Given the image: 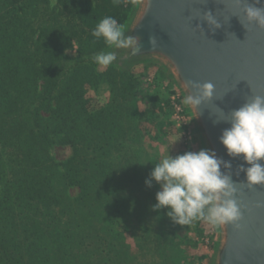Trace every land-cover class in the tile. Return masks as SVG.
I'll return each instance as SVG.
<instances>
[{"label": "trees", "instance_id": "16d2710c", "mask_svg": "<svg viewBox=\"0 0 264 264\" xmlns=\"http://www.w3.org/2000/svg\"><path fill=\"white\" fill-rule=\"evenodd\" d=\"M122 1L57 0L50 7L48 0H0V264H133L150 251L143 235L135 236L136 253L129 251L125 232L129 223L143 229L145 190L111 156L126 133L120 108L136 78L119 70L122 89L107 107L91 109L94 65L79 60L60 70L73 42L80 57L104 48L91 32L105 16L122 17ZM38 98L42 104L30 111ZM55 142L73 147L63 162L49 154ZM71 185L80 188L74 198L66 195ZM160 211L161 223L178 225Z\"/></svg>", "mask_w": 264, "mask_h": 264}, {"label": "water", "instance_id": "95a60500", "mask_svg": "<svg viewBox=\"0 0 264 264\" xmlns=\"http://www.w3.org/2000/svg\"><path fill=\"white\" fill-rule=\"evenodd\" d=\"M264 7V0H140L126 34L137 38L139 52L121 49L120 61L128 65L152 59L172 74L184 95L188 81L213 84V95L198 106L189 105L205 149L230 163L221 165L237 186L241 218L221 224L214 264H264V185L249 186L240 165L221 144L230 112L254 95L264 96V28L248 23L244 4ZM206 12L219 23L210 25ZM156 38L155 45L149 42ZM261 163H264L262 161Z\"/></svg>", "mask_w": 264, "mask_h": 264}, {"label": "rangeland", "instance_id": "374dc122", "mask_svg": "<svg viewBox=\"0 0 264 264\" xmlns=\"http://www.w3.org/2000/svg\"><path fill=\"white\" fill-rule=\"evenodd\" d=\"M48 1L50 7L57 6V0ZM122 2L123 16L116 19L125 31L138 11L140 0ZM76 49L77 45L73 42L72 48L66 52L68 59L60 70L64 75L79 60L94 65L99 82L88 88L87 95L91 109L107 107L113 90L122 89L119 84V70L133 74L137 81L130 91L128 102L127 99L122 101V105L126 107L120 108L123 114L121 123L125 126L126 133L117 141L111 155L113 162L120 165V170L126 167L130 173L140 179L142 191L145 190L143 194L141 193V203H138L142 213L139 223L142 224L143 229L136 222L133 227L137 226L138 231H135L129 223L125 237L132 254L136 253L135 236L139 239L142 235L147 237L146 239L150 240V245H147L150 251L143 252L133 264H175L174 261L176 264H214L216 248L220 242V226L213 227L203 220L193 221L189 225L178 224L174 227L161 223L159 218L161 209L153 210L151 207L156 203L155 193L159 191V185L155 181L151 187L145 185V179L149 177L155 163H159L167 153L176 156L185 151L205 149L191 109L189 105L183 103L185 95L180 86L169 70L157 60L146 59L124 65L119 56L121 49H111L105 44L101 51H116L118 60L104 67L91 59L94 54L101 51L80 57ZM41 84L42 81H39L38 89L43 91ZM43 100L38 98L31 102L30 111L36 106L40 107ZM40 112L44 117L48 115L44 110ZM84 136L85 133H79L76 139L79 141L84 139ZM72 153L73 147L70 144L55 142L49 146V154L56 162L65 161ZM145 186L147 188H144ZM1 191L0 181V193ZM79 193L80 188L77 185H71L66 190L69 198H74ZM124 193L128 195L129 190ZM173 235L184 240L176 242L171 239Z\"/></svg>", "mask_w": 264, "mask_h": 264}, {"label": "clouds", "instance_id": "9594fccd", "mask_svg": "<svg viewBox=\"0 0 264 264\" xmlns=\"http://www.w3.org/2000/svg\"><path fill=\"white\" fill-rule=\"evenodd\" d=\"M236 2L240 4L241 0ZM243 12L248 23L254 22L256 26L264 28V7L245 3ZM203 18L210 25L220 26L210 12H206ZM91 35L96 39L102 38L111 49L139 52L137 38L126 34L112 16L103 17ZM149 42L155 45L156 38L150 37ZM91 59L100 66L108 67L118 60V54L116 51H101ZM187 83L192 91L183 98L185 105L195 107L212 97V83L200 84L191 80ZM225 121L230 126L222 130L219 140L227 154L231 157L242 156L248 167L242 164L240 170L245 173V182L250 187L264 185V163H261L264 161V96H252L232 110ZM222 164L230 167L229 162L218 158L211 149L185 151L176 156L167 153L159 163H155L145 179L147 187H151L153 181L159 185L152 209H167V217L179 225L203 220L216 227L238 221L241 208L235 196L237 186L229 175L221 171Z\"/></svg>", "mask_w": 264, "mask_h": 264}]
</instances>
